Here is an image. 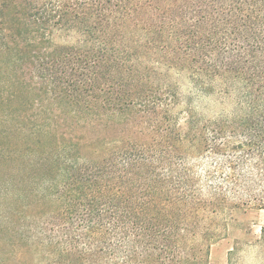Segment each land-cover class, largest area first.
<instances>
[{
	"label": "trees",
	"instance_id": "16d2710c",
	"mask_svg": "<svg viewBox=\"0 0 264 264\" xmlns=\"http://www.w3.org/2000/svg\"><path fill=\"white\" fill-rule=\"evenodd\" d=\"M0 72L12 260L201 264L182 243L264 209V0H0Z\"/></svg>",
	"mask_w": 264,
	"mask_h": 264
},
{
	"label": "rangeland",
	"instance_id": "374dc122",
	"mask_svg": "<svg viewBox=\"0 0 264 264\" xmlns=\"http://www.w3.org/2000/svg\"><path fill=\"white\" fill-rule=\"evenodd\" d=\"M70 33L71 34L67 32L58 33L56 40L60 43L74 42L76 34L73 32ZM155 80L159 83L163 82L166 85H171L173 89L177 87L182 97L183 104L193 99L196 106L201 109V111H207L205 107H207L209 99L199 96L195 84L186 71L173 68L169 70V72H161L154 81ZM215 99V97L212 98V100ZM243 211L238 212L237 222L229 225L228 231H225L222 227L219 231L220 236L216 241L213 240V242L211 241L212 243H192L189 240L182 244L192 250H196V248L204 249L201 253L203 255L201 264H264V247L256 242L260 239L264 227V209L258 210L252 206H248L245 207ZM218 220L222 223L224 218L220 216L216 218V221ZM214 225L215 224L212 225V228H214ZM76 244L77 243L73 241L66 243L62 249L68 248L69 246L74 247ZM3 245L4 246L0 247V264H56V262L53 263L52 261L48 262V260H44L41 254L43 253L42 250H40V252L38 251L39 254L36 255L33 251L22 246L16 249L21 250L19 251L18 257L16 256V258L12 260L10 253L12 249L11 241H7ZM179 249L181 251L183 250L180 247ZM22 252H24V254ZM232 252L235 253L232 255ZM69 261L74 260L70 259ZM173 264L181 263L174 259Z\"/></svg>",
	"mask_w": 264,
	"mask_h": 264
}]
</instances>
